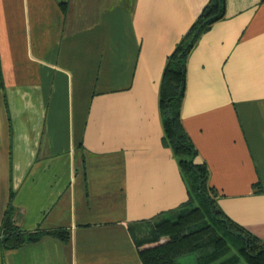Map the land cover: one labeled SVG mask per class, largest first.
I'll list each match as a JSON object with an SVG mask.
<instances>
[{"label": "crops", "instance_id": "1", "mask_svg": "<svg viewBox=\"0 0 264 264\" xmlns=\"http://www.w3.org/2000/svg\"><path fill=\"white\" fill-rule=\"evenodd\" d=\"M208 1L0 0V222L41 233L0 264H141L131 226L189 200L159 90ZM185 66L194 161L264 242V0H224Z\"/></svg>", "mask_w": 264, "mask_h": 264}, {"label": "trees", "instance_id": "2", "mask_svg": "<svg viewBox=\"0 0 264 264\" xmlns=\"http://www.w3.org/2000/svg\"><path fill=\"white\" fill-rule=\"evenodd\" d=\"M224 15V0H209L168 56L160 84L159 101L165 141L178 158L189 200L175 216L151 226L147 237L135 238L141 264H176L184 254L196 253L199 264H264V242L228 218L217 203V192L208 183L204 163L184 129L180 109L184 96L187 55L198 37ZM46 234L68 239L66 228ZM37 231H23L13 219L11 203L0 222V248L12 249L36 240Z\"/></svg>", "mask_w": 264, "mask_h": 264}, {"label": "rangeland", "instance_id": "3", "mask_svg": "<svg viewBox=\"0 0 264 264\" xmlns=\"http://www.w3.org/2000/svg\"><path fill=\"white\" fill-rule=\"evenodd\" d=\"M175 213H176L175 211L166 213L165 215L159 216L153 220L144 221L136 225H132L131 226L132 235L137 239L142 238V237H147L149 235L151 226L154 223L164 218L165 219L173 218L175 216ZM197 256L198 254L196 253H189V254L181 255L176 259V264H199ZM240 264H243V260L240 261Z\"/></svg>", "mask_w": 264, "mask_h": 264}]
</instances>
